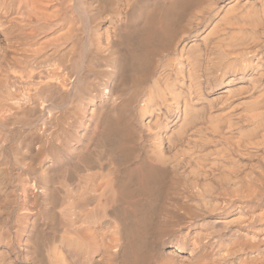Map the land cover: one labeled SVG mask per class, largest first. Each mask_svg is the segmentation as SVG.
<instances>
[{"label": "bare ground", "instance_id": "6f19581e", "mask_svg": "<svg viewBox=\"0 0 264 264\" xmlns=\"http://www.w3.org/2000/svg\"><path fill=\"white\" fill-rule=\"evenodd\" d=\"M0 264H264V0H0Z\"/></svg>", "mask_w": 264, "mask_h": 264}]
</instances>
